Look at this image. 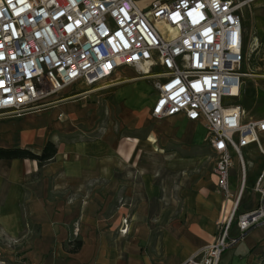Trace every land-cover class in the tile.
Wrapping results in <instances>:
<instances>
[{
  "label": "crops",
  "instance_id": "0c3cea01",
  "mask_svg": "<svg viewBox=\"0 0 264 264\" xmlns=\"http://www.w3.org/2000/svg\"><path fill=\"white\" fill-rule=\"evenodd\" d=\"M143 1L146 3L139 6L151 2L140 0L138 4ZM133 69L121 67L111 79L120 80L121 75L123 79H146L133 76ZM79 84L85 85H70L64 93ZM151 90L148 100L142 103L146 115H134L130 121L132 129H143L152 123V133L168 136L160 142L152 133L146 142H130L113 131L84 139L85 134L72 123L81 117L90 120L86 102L79 105L64 101L56 106L64 110V137H73L58 144L49 138L38 142V147L32 143L41 122L34 112L0 118V148H22L39 154L47 141L56 147L53 158L41 166L32 159L0 158V258L31 264H179L212 242L219 229L215 215L228 207L229 200L233 204L239 189L242 173L238 161L233 158L229 170V190L234 194L230 199L213 191L207 181L192 180L187 172L195 168L196 160L190 151L196 148L197 137L206 138L205 128L202 122L188 121L181 114L152 117L156 92L153 86ZM136 91L130 92L129 101H139ZM127 92L122 90L121 95ZM62 114L58 112V118ZM173 140L184 142L176 148ZM251 147L256 149L251 144L243 149V155ZM208 148L212 152L209 144ZM180 153L188 155L182 157ZM250 165L248 179L257 168L261 171L264 156ZM246 179L244 166L237 206L242 213L256 208L258 203L253 187L246 192ZM174 180H179L177 187L182 190L180 201L173 198ZM165 214H176L183 220L166 224ZM127 216L128 232L117 236L120 221ZM74 227L78 228L77 235L72 234ZM228 234L237 236V227L231 224ZM77 242L79 247L73 250ZM237 244L239 250L234 249ZM141 246H147L146 251H141ZM261 263L264 225L250 230L231 246L226 256L221 255L219 264Z\"/></svg>",
  "mask_w": 264,
  "mask_h": 264
},
{
  "label": "built area",
  "instance_id": "2783aa9c",
  "mask_svg": "<svg viewBox=\"0 0 264 264\" xmlns=\"http://www.w3.org/2000/svg\"><path fill=\"white\" fill-rule=\"evenodd\" d=\"M139 1L0 0V116H21L70 85L101 84L121 67L142 66L140 76L156 92L152 117L202 122L226 199L233 158L241 168L218 233L181 263L218 264L227 248L264 225L263 165L253 183L256 208L237 216V236L228 234L244 184L243 149L253 144L264 156V116L246 118L228 101L241 94L243 78L262 82L264 91V54L262 65L251 68L243 48L241 7L248 0H151L142 7ZM158 23L172 34L161 33ZM0 264L31 263L0 258Z\"/></svg>",
  "mask_w": 264,
  "mask_h": 264
},
{
  "label": "rangeland",
  "instance_id": "374dc122",
  "mask_svg": "<svg viewBox=\"0 0 264 264\" xmlns=\"http://www.w3.org/2000/svg\"><path fill=\"white\" fill-rule=\"evenodd\" d=\"M145 3V1L140 2L139 5H143ZM241 25L243 34V48L245 57L247 59V64H249L251 68L257 65H262V62H260V58H262L264 54V0H248L241 7ZM156 27L163 34H172L171 31H169L168 28L161 23L156 24ZM133 68V76L141 77V68ZM121 76L123 77V75ZM122 77L120 78V80L113 78L111 80L105 81L104 83L92 86H86L82 84L75 85L71 88L66 89V93H64L63 89L62 91L52 95L47 100V104L45 106L39 108L38 110L29 111L34 112L41 119V122L39 123L40 125L38 136L36 138V141L32 143L34 145H37L38 147V142L45 138L53 140L55 144L64 142V139L73 138L69 136L64 137V110L58 109L56 107L59 104H63L64 101H74L79 105L82 102H86L87 106H89L87 107V113L88 115H90V120H84V118L81 117L82 119H75L72 123L74 128H79L81 132L85 134L84 139H92L103 135L105 132L113 131L116 132L118 136L124 139L127 137L126 140L130 142H138V140H143L146 142L149 135L152 133L153 124L148 123L143 127V129H132V122L130 121V119L133 118L134 115H146L144 113V106L142 103L146 102L151 94L152 81L150 79L142 80L141 78L130 80L123 79L125 78V76L123 78ZM243 81L244 84L242 85V90L239 97L228 98V101L230 103L239 104L244 109L246 118L264 116V91L263 87L260 86L262 82L258 81L260 85L257 86L255 85L254 80L250 78H243ZM133 84H136L137 86ZM122 87H125V89H120ZM135 88L137 89L135 98H138L139 101H129L130 92L134 91ZM122 90H127L128 92L121 95ZM58 112L63 113L61 118H58ZM51 113L53 114L51 115ZM2 117L7 116H0V118ZM161 133H152L156 141L160 142V140L168 137L167 134L162 135ZM259 140L260 143L264 146V134H261L259 136ZM173 141L175 142L176 140ZM183 142V140H177L176 143H173L172 146L177 148L179 146L178 143ZM207 143L208 142L206 141L204 135H200L196 138V148L194 149V151H190L191 156L195 157L196 166L194 169H190L191 172H187V174H190L192 180L197 183L202 180L207 181L213 191L221 194L217 177L214 173L215 155L210 151ZM180 154L182 157H186L188 155V153ZM262 156L263 155L259 154V152L252 147L249 148L248 151L243 155L247 179L249 177L248 173L252 168L250 162L262 158ZM149 159H151V157H149ZM236 168L239 171V167L236 166ZM259 171L260 168H257L253 176L248 180L246 179L245 188L247 193H249V188L253 187L254 178L258 175ZM165 175L167 178V172ZM178 182L179 180L173 181L175 189H173L172 192L173 198L176 197V199L178 198L177 201H180L178 195H181L182 190L177 187ZM197 183H195V185ZM245 194L246 193L244 191L243 196H246ZM233 196L234 194L232 195V197ZM227 204L228 207L232 206V201L229 200ZM228 207L226 209H223L222 211L218 210L217 214L215 215V221L220 222L225 216L227 217V215L231 211V208ZM241 210V207L236 208L234 218L231 222L232 226H236L237 216L242 213ZM174 219L179 221L183 220L182 216L176 214H165L166 224L171 223ZM128 222L129 216L122 218L118 229L116 230L117 236L120 234L121 236H123L128 232L125 229V226H127ZM151 239H155L154 236H151ZM107 241H109L108 238ZM203 247L204 246H202L195 252H198ZM140 248L141 251H146L147 246H141ZM234 249L239 250L240 245L237 244ZM229 251L230 248H227V250H225L221 255L226 256ZM191 255L192 254H190L189 256ZM220 259L218 264L220 263ZM183 261H181L179 264H181Z\"/></svg>",
  "mask_w": 264,
  "mask_h": 264
},
{
  "label": "trees",
  "instance_id": "16d2710c",
  "mask_svg": "<svg viewBox=\"0 0 264 264\" xmlns=\"http://www.w3.org/2000/svg\"><path fill=\"white\" fill-rule=\"evenodd\" d=\"M56 153V147L51 141H47L43 146L39 154H35L29 150L22 148H12V149H2L0 148V158L10 159V158H26L32 159L37 162L38 166H41L48 161H50L54 154ZM79 247V243H75L73 250Z\"/></svg>",
  "mask_w": 264,
  "mask_h": 264
}]
</instances>
